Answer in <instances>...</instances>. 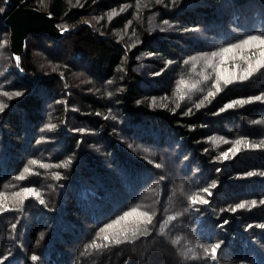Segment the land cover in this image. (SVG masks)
Segmentation results:
<instances>
[{
  "label": "trees",
  "instance_id": "trees-1",
  "mask_svg": "<svg viewBox=\"0 0 264 264\" xmlns=\"http://www.w3.org/2000/svg\"><path fill=\"white\" fill-rule=\"evenodd\" d=\"M23 1L71 32L2 87L0 264H264V0Z\"/></svg>",
  "mask_w": 264,
  "mask_h": 264
},
{
  "label": "rangeland",
  "instance_id": "rangeland-1",
  "mask_svg": "<svg viewBox=\"0 0 264 264\" xmlns=\"http://www.w3.org/2000/svg\"><path fill=\"white\" fill-rule=\"evenodd\" d=\"M171 2H172L173 7H176L179 5L180 8H185V7H192L194 0H172ZM11 3H13V2H11ZM9 10H10V8L8 9V11ZM203 36H204L203 30H201V29L195 30L194 38H197V42H199L203 38ZM217 36H219V35H217ZM217 36H215L214 40L209 38V41L212 43V46L214 48L218 46L219 37H217ZM2 42H3V44L0 47V112L3 111V113H5L8 110V108H10V106H9L10 100L14 97V94H11L7 91H4V89L2 87L5 84H8L10 82H14V79H12V78L13 77L15 78V76H12L11 74H15V71L20 70V63H18V61L15 58L14 53L11 51V49H12V46H11L12 38H10L8 36ZM246 46L248 47V49L264 51V38H261L258 35L256 37H251L249 40H247ZM214 48H212V53L214 51L213 50ZM259 53L262 56H264L262 52H259ZM217 54L218 55L215 58H218L222 55L230 56L229 53H223L220 51L217 52ZM11 55L14 59L13 58L11 59ZM223 59L225 60V58H222V60ZM219 60L221 61V59H219ZM141 76L143 78L150 79L149 78L150 72H148V71H146L145 73L141 72ZM225 77H226V75H224V78ZM155 101H156L157 105H159L160 99H157ZM171 101L172 100H170V97H168V100H166L164 102V104H160V109L166 113L175 112V110H176V108H174L175 105L171 104ZM27 132H29V131H26V133ZM213 139L214 138H212V140ZM210 141H211V138L208 137L206 139V143H210ZM183 146L186 147V144L184 143ZM8 148L10 149V147H8ZM10 151H11V149H10ZM10 151H6V148H5V158H7V156H9L11 154ZM225 155H227V154H225ZM227 158L228 157H226V156L223 157V161L221 163L226 164ZM2 164L5 165L3 162H2ZM227 167L230 168L229 165H227ZM30 173L33 175L37 174V172L35 170L29 169V172L26 174V177H30L29 176ZM21 180L23 181V179H21ZM161 191L164 192V188H161ZM210 197L211 198L215 197V194L211 193ZM152 200H153V207H155V211L159 209V212L165 216L172 214L176 209V204H174L173 202H171L169 204L164 203L161 200V197L159 196L158 191H154L152 193ZM206 202L208 204V202H210V201H206ZM107 216H110V215L108 214ZM195 264H197V263L195 262Z\"/></svg>",
  "mask_w": 264,
  "mask_h": 264
},
{
  "label": "water",
  "instance_id": "water-1",
  "mask_svg": "<svg viewBox=\"0 0 264 264\" xmlns=\"http://www.w3.org/2000/svg\"><path fill=\"white\" fill-rule=\"evenodd\" d=\"M58 21L59 19L49 12L29 7L24 1L13 3L5 15L4 23L11 28L13 53L18 63L30 34L46 32L61 38L71 32L69 28H60Z\"/></svg>",
  "mask_w": 264,
  "mask_h": 264
},
{
  "label": "bare ground",
  "instance_id": "bare-ground-1",
  "mask_svg": "<svg viewBox=\"0 0 264 264\" xmlns=\"http://www.w3.org/2000/svg\"><path fill=\"white\" fill-rule=\"evenodd\" d=\"M150 2H151V1H150ZM165 6H166V5H165ZM171 7H172V6H171ZM172 11H173V10H172ZM174 12H176V11H174ZM174 12H173V13H174ZM50 14H51V13H50ZM175 16H176V15H175ZM177 18H178V17H177ZM165 22H166V21H165ZM165 22H164V24H165ZM168 23H169V22H168ZM179 23H180V22H179ZM158 24H159V23H158ZM180 24H181V23H180ZM161 25H162V24H161ZM174 25H175V24H174ZM248 25H249V24H248ZM64 26H65V25H64ZM171 26H172V24H171ZM176 26H177V25H176ZM178 26H179V25H178ZM178 26H177V27H178ZM155 27H156V26H155ZM176 29H177V28H176ZM176 29H175V30H176ZM156 30H157V29H156ZM175 30H174V31H175ZM177 30H178V29H177ZM162 31H163V29H162ZM169 31H170V30H169ZM149 32H150V31H149ZM73 33H74V32H73ZM163 33H164V32H163ZM156 34H157V33H156ZM168 34H170V33H168ZM73 35H74V34H73ZM153 35H154V34H153ZM159 35H161V32H160ZM172 35H173V34H172ZM155 36L157 37V35H155ZM30 37H31V36H30ZM68 37H69V36H68ZM71 37H72V36H71ZM37 38H38V37H37ZM66 39H67V38H66ZM62 40H63V39H62ZM156 41H157V40H156ZM36 42H37V40H36ZM148 42H149V41H148ZM56 43H57V42H56ZM149 43H150V42H149ZM161 43H162V42H161ZM35 44H36V43H35ZM46 44H48V43H46ZM67 45H68V44H67ZM152 45H153V44H152ZM60 46H61V45H60ZM70 47H71V46H70ZM156 47H157V46H156ZM53 48H54V47H53ZM60 48H61V47H60ZM73 48H74V47H73ZM80 48H81V47H80ZM51 49H52V48H51ZM64 49H65V48H64ZM78 49H79V48H78ZM61 50H62V48H61ZM54 51H55V50H54ZM77 51H78V50H77ZM57 52H58V51H57ZM80 52H81V51H80ZM72 53H73V52H72ZM85 53H86V52H85ZM51 54H52V53H51ZM60 54H61V53H60ZM73 54L75 55V53H73ZM54 55H55V54H54ZM70 55H71V53H70ZM76 55H78V54H76ZM79 55H80V54H79ZM82 55H83V54H82ZM61 56H62V55H61ZM67 57H68V56H67ZM55 58H56V56H55ZM68 58H69V57H68ZM84 58H85V57H84ZM58 59H59V58H58ZM61 59H62V58H61ZM88 59H89V58H88ZM88 59H87V60H88ZM90 59H91V57H90ZM71 60H73V59H71ZM73 61H74V60H73ZM82 62H83V61H82ZM71 63H72V62H71ZM91 63H92V62H91ZM73 68H75V67H73ZM89 68H90V67H89ZM89 68H88V69H89ZM90 73H91V72H90ZM65 76H66V75H65ZM65 76H64V77H65ZM66 77H67V76H66ZM66 77H65V79H66ZM133 78H134V77H133ZM147 88H149V87H147ZM151 92H152V91H151ZM249 92H250V91H249ZM150 95H151V94H150ZM250 95H251V94H250ZM253 96H254V95H253ZM49 97H50V96H49ZM49 97H48V98H49ZM254 97H255V96H254ZM45 101H46V100H45ZM47 101H48V99H47ZM47 103H49V102H47ZM44 104H45V103H44ZM126 168H127V167H126ZM53 199L55 200V197H53ZM56 200H57V199H56ZM56 200H55V201H56ZM89 200H90V199H89ZM81 201H82V200H81ZM50 202H51V201H50ZM57 202H58V201H57ZM55 203H56V202H55ZM51 205H52V204H51ZM51 205H50V206H51ZM56 205H57V204H56ZM56 205H54V206L56 207ZM50 206H49V208L52 209V206H51V207H50ZM54 206H53V207H54ZM57 207H58V206H57ZM59 207H60V206H59ZM83 207H84V206H83Z\"/></svg>",
  "mask_w": 264,
  "mask_h": 264
},
{
  "label": "built area",
  "instance_id": "built-area-1",
  "mask_svg": "<svg viewBox=\"0 0 264 264\" xmlns=\"http://www.w3.org/2000/svg\"><path fill=\"white\" fill-rule=\"evenodd\" d=\"M0 21L4 22V19H0Z\"/></svg>",
  "mask_w": 264,
  "mask_h": 264
}]
</instances>
